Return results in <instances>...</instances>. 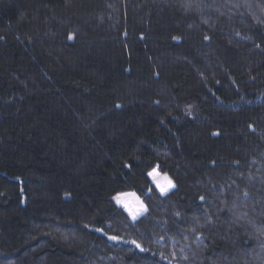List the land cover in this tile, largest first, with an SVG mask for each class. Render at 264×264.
Listing matches in <instances>:
<instances>
[{"label": "trees", "instance_id": "1", "mask_svg": "<svg viewBox=\"0 0 264 264\" xmlns=\"http://www.w3.org/2000/svg\"><path fill=\"white\" fill-rule=\"evenodd\" d=\"M0 264H264V0H0Z\"/></svg>", "mask_w": 264, "mask_h": 264}, {"label": "rangeland", "instance_id": "2", "mask_svg": "<svg viewBox=\"0 0 264 264\" xmlns=\"http://www.w3.org/2000/svg\"><path fill=\"white\" fill-rule=\"evenodd\" d=\"M152 174H153V175H151V178H152V180L154 181V183L156 184V186H157V183H156L157 180H158L162 185L167 186V180H170L167 176L161 174V173L158 172V171H154ZM156 174H158V175H156ZM154 175H156V179H155V180H154V178H153ZM165 177H167V180L164 179ZM170 181H171V180H170ZM172 185H173V184H172ZM157 188H158V187H157ZM158 189L160 190V188H158ZM172 189H173V187H169V189H168V191H167L166 193L170 192ZM166 193H163V194H166ZM123 194H128V193H123ZM121 195H122V194H120V195H118V196H121ZM118 196H117V197H118ZM136 196H138V195L136 194ZM138 197H139V196H138ZM115 201H116V203H117L119 206H121V207H122V208L128 213V215H129L132 219H134V218H133V215L130 214V212H129V210H128L127 208H125L124 204H122V203H118L116 199H115ZM128 203H129V207H131L133 213H135V212H139V214L136 215L135 219H138L139 217L143 216V215L147 212V207H146L145 203L142 201V199H141L140 197H139V202H136L135 200H131V199H129ZM141 204H142V206H143L142 208H141ZM135 219H134V220H135Z\"/></svg>", "mask_w": 264, "mask_h": 264}, {"label": "snow or ice", "instance_id": "3", "mask_svg": "<svg viewBox=\"0 0 264 264\" xmlns=\"http://www.w3.org/2000/svg\"><path fill=\"white\" fill-rule=\"evenodd\" d=\"M69 39H72V37H69ZM207 39V37H206ZM150 175H153L152 173H150ZM158 175V174H156ZM156 175L153 176L154 180L156 179ZM165 180H167V177L164 178ZM157 183V187L160 188L161 193H166L169 189V187H174V185H172V182L170 180H167V186L162 185L158 180L156 181ZM114 199L117 200L118 203H122L124 204L125 208H127L130 212V214L133 215V218L135 219L136 215L139 214V212H135L133 213L131 207H129V199L131 200H135L136 202H139V197L136 196L135 193H128V194H122L121 196L115 197ZM142 204H141V208H142ZM113 239H115V237H113ZM133 243H135V241H133ZM137 247H139V245H137Z\"/></svg>", "mask_w": 264, "mask_h": 264}, {"label": "water", "instance_id": "4", "mask_svg": "<svg viewBox=\"0 0 264 264\" xmlns=\"http://www.w3.org/2000/svg\"><path fill=\"white\" fill-rule=\"evenodd\" d=\"M112 240H116V239H112Z\"/></svg>", "mask_w": 264, "mask_h": 264}]
</instances>
